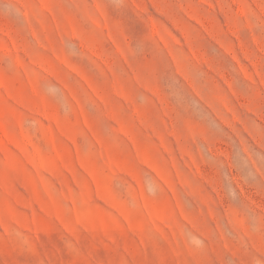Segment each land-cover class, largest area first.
<instances>
[{
	"label": "rangeland",
	"instance_id": "rangeland-1",
	"mask_svg": "<svg viewBox=\"0 0 264 264\" xmlns=\"http://www.w3.org/2000/svg\"><path fill=\"white\" fill-rule=\"evenodd\" d=\"M0 264H264V0H0Z\"/></svg>",
	"mask_w": 264,
	"mask_h": 264
}]
</instances>
